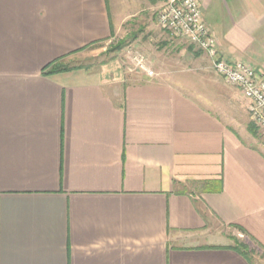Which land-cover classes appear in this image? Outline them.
Wrapping results in <instances>:
<instances>
[{"label":"crops","instance_id":"obj_1","mask_svg":"<svg viewBox=\"0 0 264 264\" xmlns=\"http://www.w3.org/2000/svg\"><path fill=\"white\" fill-rule=\"evenodd\" d=\"M160 6L0 0V264H254L235 237L264 251L250 101L204 51L150 33ZM200 6L220 54L264 79V0ZM116 38L149 46L155 75L75 63Z\"/></svg>","mask_w":264,"mask_h":264},{"label":"built area","instance_id":"obj_2","mask_svg":"<svg viewBox=\"0 0 264 264\" xmlns=\"http://www.w3.org/2000/svg\"><path fill=\"white\" fill-rule=\"evenodd\" d=\"M161 3L157 15L160 27L209 55L214 70L250 101L251 117L264 134V79L258 76L256 68L247 61H230L220 54L218 40L203 18L200 0H161ZM130 60L135 70L155 75L142 53L131 54Z\"/></svg>","mask_w":264,"mask_h":264},{"label":"rangeland","instance_id":"obj_3","mask_svg":"<svg viewBox=\"0 0 264 264\" xmlns=\"http://www.w3.org/2000/svg\"><path fill=\"white\" fill-rule=\"evenodd\" d=\"M162 5V3H161ZM161 6L159 7L158 10H160ZM158 15V12H157ZM157 18V17H156ZM158 24V23H156ZM159 25V24H158ZM154 26V29L149 30L150 33L155 34L157 38H160L162 36H160V34H163V29L159 26ZM164 37H167L170 39L169 36L167 35H163ZM174 39H177V37ZM179 39V38H178ZM120 40L119 38L116 39H112L111 41H100L97 43H94L88 47H86L83 51H81L80 53L76 54L74 57L76 59V64H82V65H87V66H93L96 67L99 65V63L104 62V61H108L109 59H115V58H119L121 60V62H126L127 65V70L132 73L136 72L137 70L134 69L133 63L130 60V55L134 54L135 52H140L143 55H145V57L148 59V63L150 65V55L146 54L147 49L149 46H144V49L142 46L140 47H135V46H129V47H124L121 50H116V46L119 43ZM125 41V40H124ZM175 43L178 45H175L174 47H167V46H163L162 49H170L167 52V56H169L168 61L172 60L173 57H175V52L176 50H178L179 45H181L180 47L182 49L187 48V43L184 42V40H174ZM127 43V41H126ZM180 43V44H179ZM182 43V44H181ZM161 47V46H160ZM197 49H199L198 47H196ZM146 50V52H145ZM184 52V50H183ZM151 67V65H150ZM152 68V67H151ZM252 119V118H251ZM252 125L255 126V128L257 127V125L255 124V122L252 119ZM256 132L254 133L255 135H258L263 144H264V134L262 133V131L257 127L256 128ZM234 239H240L242 240L243 238H239V237H235ZM248 242V240H247ZM249 247L253 250V257H254V264H264V251L255 243L251 242L249 240Z\"/></svg>","mask_w":264,"mask_h":264},{"label":"trees","instance_id":"obj_4","mask_svg":"<svg viewBox=\"0 0 264 264\" xmlns=\"http://www.w3.org/2000/svg\"><path fill=\"white\" fill-rule=\"evenodd\" d=\"M193 45V44H192ZM126 47V40L119 41V43L116 46V50H121L122 48ZM51 69V72H56L60 70H66L71 68L67 62L63 61L62 58L57 59L53 63H51L48 66ZM251 130L255 133L257 130L255 126L251 125ZM234 248L240 252L244 257H246L250 262L254 260L253 258V250L249 247V245L244 241L240 239H235Z\"/></svg>","mask_w":264,"mask_h":264}]
</instances>
